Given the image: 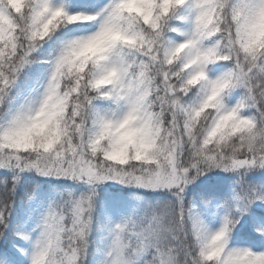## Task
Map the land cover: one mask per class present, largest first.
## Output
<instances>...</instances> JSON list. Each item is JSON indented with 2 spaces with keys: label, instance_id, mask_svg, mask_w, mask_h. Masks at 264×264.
<instances>
[{
  "label": "snow or ice",
  "instance_id": "6c2138e0",
  "mask_svg": "<svg viewBox=\"0 0 264 264\" xmlns=\"http://www.w3.org/2000/svg\"><path fill=\"white\" fill-rule=\"evenodd\" d=\"M0 264H264V0H0Z\"/></svg>",
  "mask_w": 264,
  "mask_h": 264
},
{
  "label": "trees",
  "instance_id": "16d2710c",
  "mask_svg": "<svg viewBox=\"0 0 264 264\" xmlns=\"http://www.w3.org/2000/svg\"><path fill=\"white\" fill-rule=\"evenodd\" d=\"M210 175H214V174H210Z\"/></svg>",
  "mask_w": 264,
  "mask_h": 264
}]
</instances>
